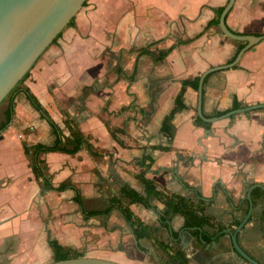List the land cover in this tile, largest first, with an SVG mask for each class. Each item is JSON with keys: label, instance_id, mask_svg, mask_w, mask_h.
<instances>
[{"label": "crops", "instance_id": "0c3cea01", "mask_svg": "<svg viewBox=\"0 0 264 264\" xmlns=\"http://www.w3.org/2000/svg\"><path fill=\"white\" fill-rule=\"evenodd\" d=\"M227 2L86 1L24 84L63 138L71 137L67 120L78 124L98 156L86 146L75 154H41L53 186L69 185L45 189L23 142L53 145L57 133L23 93L15 96L12 120L0 133V264L54 256L49 239L84 256L123 264H167L160 242L168 251L179 249L188 264H250L237 256L224 232H237L243 222L238 242L264 264V109L207 123L197 114L198 88L187 86L185 107L169 122L173 135L163 129L182 82L233 62L246 45L227 38L219 23L209 25L215 9ZM226 23L239 34L264 35V0H235ZM235 100L242 107L264 103V39L235 66L205 78L206 117L234 110ZM8 107L7 101L0 110V127ZM139 176L194 202L199 193L211 225L200 235L186 230L184 218L151 195ZM125 191L147 198L151 207L132 203ZM126 207L134 220L149 226L150 238L137 240L122 211ZM202 234L209 240L203 242Z\"/></svg>", "mask_w": 264, "mask_h": 264}, {"label": "water", "instance_id": "95a60500", "mask_svg": "<svg viewBox=\"0 0 264 264\" xmlns=\"http://www.w3.org/2000/svg\"><path fill=\"white\" fill-rule=\"evenodd\" d=\"M85 1L86 0H0V104L32 69L36 61L52 44L55 38L68 27L69 22L81 10ZM234 3L235 0H228L219 16V27L227 38L245 42L246 45L238 52L233 62L221 66L210 67L201 74L198 86L197 114L207 123H214L218 120L256 109H264V103H258L234 109L216 117H206L203 112V88L207 75L235 66L246 50L264 39V35L239 34L232 31L227 26L226 17ZM250 204L252 208L253 203L251 202ZM245 223L246 222H243L240 225L239 230L242 229ZM186 230H189V228H186ZM238 231H224L231 237L233 248L237 256L250 264H261L253 259L240 246L237 238ZM202 241L204 242L203 239ZM46 264L123 263L83 255L62 260L54 259Z\"/></svg>", "mask_w": 264, "mask_h": 264}, {"label": "trees", "instance_id": "16d2710c", "mask_svg": "<svg viewBox=\"0 0 264 264\" xmlns=\"http://www.w3.org/2000/svg\"><path fill=\"white\" fill-rule=\"evenodd\" d=\"M86 4V1L84 2L83 6ZM223 8L215 9V12L217 14V17L213 19L210 22L211 25H218L219 23V16L222 12ZM75 23V17L72 18V20L69 22L68 26H73ZM62 33H60L57 38L52 43H55L57 39L61 36ZM240 47L242 49L244 47ZM146 50H143V52ZM170 50H167L160 54L158 56V60H163L169 53ZM41 57V56H40ZM39 57V58H40ZM30 71L25 75V77L16 85V87L10 92V94L5 98L4 101H8V110L6 113V121L1 125L0 127V133L3 131L9 122L12 120V114H13V102L14 98L18 93H23L29 103L32 105V107L39 112L41 117L46 119L48 123L53 127L55 132L57 133V140L53 145H43V144H35V145H29L26 142H23V148L24 152L28 158L29 166L34 174V177L36 180H39L42 182L45 189H54L57 191H61L68 187V184H61L58 187H54L51 182V176L47 173V165L45 163V160L41 158V154L47 153V152H64L68 154H75L77 153L82 147L86 146L88 149L95 155L98 156L97 153H95L92 150V146L89 142V140L84 136V134L79 129L78 124L76 123H70L68 120L65 122L66 126L70 128L71 131V137L69 138H63L60 127L54 122L53 118L50 116L48 111L43 107L39 99L35 96V94L27 87L24 82L29 77ZM199 84V77H196L192 80H184L182 82V89L177 96V107L173 110L171 115H169L166 120L163 129L167 132L168 135H173L172 128L169 124L171 118L173 117V114L181 110L185 107L182 97L184 94L185 87L191 86L194 89L198 88ZM3 101V102H4ZM2 102V103H3ZM1 103V104H2ZM242 103L235 100L233 108L237 109L242 107ZM223 112H216L214 115L218 116L221 115ZM197 123H203L199 118H196ZM206 126H210V124L204 123ZM112 135L114 138L115 132L112 131ZM149 159L150 163H152L151 158ZM140 179L143 181L145 186L147 187L148 191L151 195H153L157 200L161 201L163 204L166 205L167 209L172 212L174 215H181L184 218V227L189 228L192 230V234L200 235V230L202 231L205 226L211 225L208 218L205 217L202 213V206L200 205L202 201V198L200 194L198 193L199 200L197 202L192 201L191 199L184 197L182 195L176 194L174 192L166 191L164 189H159L156 184H154L153 181L143 178L142 176H139ZM182 183L187 187L191 188L188 184L182 181ZM125 195L129 196L131 198V202H137L145 205L147 208L151 207L149 200L145 197L140 196L139 194L132 192V191H125ZM79 200V199H77ZM80 201V200H79ZM123 213L127 219V221L131 222L134 226V234L137 238L143 239V238H150L152 235V232L149 228V226L144 225L141 221L134 220L132 212L126 207L123 208ZM98 214V212H93L91 215ZM203 240H209V238L202 234ZM49 245L53 248L54 251V259L55 260H62L67 259L70 257H78L83 256L82 253H78L70 248L63 247L57 240L55 239H49ZM164 252H166L169 260L167 264H188L187 259L185 258L184 254L179 249H174L173 251H168L167 248L162 245V242H160Z\"/></svg>", "mask_w": 264, "mask_h": 264}, {"label": "rangeland", "instance_id": "374dc122", "mask_svg": "<svg viewBox=\"0 0 264 264\" xmlns=\"http://www.w3.org/2000/svg\"><path fill=\"white\" fill-rule=\"evenodd\" d=\"M3 103H4V105H3ZM3 103L0 105V110L3 106L6 105L7 101H4ZM53 260H54V256L50 253H47L44 256L43 255L41 257L38 256V258L36 260H34L32 264H46V263H49Z\"/></svg>", "mask_w": 264, "mask_h": 264}]
</instances>
